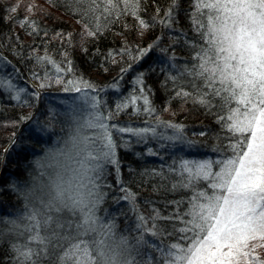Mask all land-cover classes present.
Returning <instances> with one entry per match:
<instances>
[{"label":"trees","instance_id":"obj_1","mask_svg":"<svg viewBox=\"0 0 264 264\" xmlns=\"http://www.w3.org/2000/svg\"><path fill=\"white\" fill-rule=\"evenodd\" d=\"M103 6L93 12L90 2L0 0V62L5 64L0 76L11 77L15 85L0 91V264H15L12 245L26 243L29 236L25 216L29 209L41 208L39 201L47 199L56 173L68 179L78 167L69 155L82 157L75 156L70 140L94 102L108 117L116 160L102 167L98 183L104 199L97 214L114 223L117 237L130 244L144 236L147 244L137 259L159 264L160 250L176 242L175 234L152 237L140 227V216H151L153 209L170 216L182 199L180 211L187 208L190 192L168 190L178 179L169 169L183 159H218L225 152L226 132L215 110L210 113L190 97L176 95L181 88L194 92L184 74L192 63V44H202L191 16L193 0H141L139 16L148 27L131 14L105 18ZM173 6L169 26L167 13ZM97 23L100 31L89 35ZM70 80L91 87L81 83L79 93L65 91ZM144 96L154 109L151 114L144 111ZM162 122L183 126V136L195 143L120 131L154 127L158 134L174 135ZM81 134L92 137L95 130L82 129ZM10 221L19 225L14 232ZM165 224L171 231L175 222L157 226ZM258 241L252 243L264 244Z\"/></svg>","mask_w":264,"mask_h":264},{"label":"snow or ice","instance_id":"obj_2","mask_svg":"<svg viewBox=\"0 0 264 264\" xmlns=\"http://www.w3.org/2000/svg\"><path fill=\"white\" fill-rule=\"evenodd\" d=\"M74 2H90L93 12L102 3L105 18L131 14L141 26H149L139 16L141 0ZM193 9V24L202 44H192V63L184 74L194 92L181 88L176 95L185 100L190 97L210 113L215 110L228 143L218 159H183L178 168L171 167L169 171L178 179L168 190L190 192L187 208L180 211L182 199L170 216L153 209L151 216H140V227L152 237H162L165 232L176 235V242L160 250L163 259L159 264H264V259L254 254L264 244L252 243L264 241V0H193ZM174 11L175 6L168 10L169 26ZM96 18L99 21L100 16ZM99 31L97 23L96 31L88 30V34L94 36ZM81 83L91 87L70 80L65 91L79 93ZM5 87L11 91L15 85L11 77L0 76V91ZM136 99L131 97V103ZM143 101L144 111L153 113L146 96ZM92 108L70 140L75 156L82 157L69 155L78 167L71 169L68 179L57 172L47 199L39 201L41 208L28 210L24 226L28 240L12 245L15 264H151L137 259L140 247L147 244L144 236L130 244L126 237H117L114 223L97 214L104 199L98 183L102 167L116 160L108 117L99 110L98 102ZM162 123L173 129L174 135L158 134L154 127L120 131L189 146L195 143L183 136V126ZM82 129H93L95 135H82ZM160 221H174L175 225L168 231L166 224L157 226ZM10 224V232L19 227L15 221Z\"/></svg>","mask_w":264,"mask_h":264},{"label":"rangeland","instance_id":"obj_3","mask_svg":"<svg viewBox=\"0 0 264 264\" xmlns=\"http://www.w3.org/2000/svg\"><path fill=\"white\" fill-rule=\"evenodd\" d=\"M36 1V0H35ZM5 68V64L4 63H1L0 62V69H4ZM32 83V85L37 89L38 88V85L35 83V82H31ZM255 242H257V241H255ZM259 242V241H258ZM255 244H258V243H255ZM260 244V243H259ZM261 249H262V247L260 248V247H257L256 248V250H255V255H259L260 256V258H262V259H264V255H260L261 254ZM262 251H263V253H264V247H263V249H262Z\"/></svg>","mask_w":264,"mask_h":264},{"label":"bare ground","instance_id":"obj_4","mask_svg":"<svg viewBox=\"0 0 264 264\" xmlns=\"http://www.w3.org/2000/svg\"><path fill=\"white\" fill-rule=\"evenodd\" d=\"M17 137V136H16Z\"/></svg>","mask_w":264,"mask_h":264}]
</instances>
